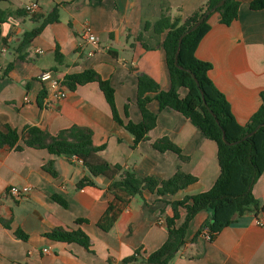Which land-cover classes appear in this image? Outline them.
<instances>
[{"label": "crops", "instance_id": "1", "mask_svg": "<svg viewBox=\"0 0 264 264\" xmlns=\"http://www.w3.org/2000/svg\"><path fill=\"white\" fill-rule=\"evenodd\" d=\"M204 1H0L4 13L0 23V130L9 126L21 135L27 125H35L55 135L72 125L83 126L92 131L95 145H104L98 156L110 163L158 179L171 177L177 169L196 177L174 195L161 197L144 191L132 197L114 224L103 230L97 222L113 198L107 189V177L92 176V183L78 186L89 172L69 156H53L44 148L23 146L16 150L2 145L0 264H124L123 259L136 249L147 254L166 240L164 217L172 214L167 202L211 187L220 171L217 145L182 113L170 107L158 109L153 99L148 108L157 113L156 124L147 139L134 145L132 134L114 121L97 82L67 88L64 98L51 95L55 83L66 74L93 69L114 87L116 108L123 122L140 121L136 105L138 75L150 76L163 90L170 86L160 45L166 31L158 35L151 26L145 29L144 24L155 22L164 10L171 18L184 19ZM238 1L237 18L228 25L220 21L218 12L209 13V29L200 39L195 56L211 64L209 78L225 95L236 121L245 124L262 103L264 8L251 9L250 0ZM32 2H37L38 8L28 13L24 7ZM54 7L58 19L46 24L26 47L25 59H18L16 46L22 34ZM89 33L97 38L95 44L88 40ZM10 63L11 69L4 74ZM45 70L52 72L51 78L41 81L39 76ZM43 88L46 97L39 106L37 96ZM179 91L181 96L186 92L184 88ZM25 95L29 101H24ZM163 137L181 150L184 159L153 146ZM17 144L23 145V140L20 138ZM50 160V170L43 169ZM22 185L31 188L26 195L14 197L8 192L11 186ZM252 194L259 209L236 216L210 239L198 231L211 219V211H198L172 264H264V226L255 221L264 210V171L254 182ZM53 196L60 197L65 205ZM185 215L186 210L181 208L177 223ZM55 228L81 229L89 237V247L51 238L47 233ZM16 230L26 237L16 236Z\"/></svg>", "mask_w": 264, "mask_h": 264}, {"label": "trees", "instance_id": "2", "mask_svg": "<svg viewBox=\"0 0 264 264\" xmlns=\"http://www.w3.org/2000/svg\"><path fill=\"white\" fill-rule=\"evenodd\" d=\"M219 1L205 0L184 19L180 16L171 18L166 13L167 10H164L155 22L144 24L145 29L151 26L153 32L158 35L166 31L160 45L164 50L170 86L167 90H163L150 76L144 73L138 75L136 105L140 111V121L123 122L116 108L114 87L110 80L102 78L95 70L86 69L78 73L66 74L62 80V83L70 90L75 89L78 85L97 82L111 109L114 121L124 126L132 134L134 145L147 139L148 132L156 124L157 113L148 108V104L153 99L158 102V109L170 107L189 118L204 136L215 141L217 145L220 171L211 187L195 195L167 202L171 206L172 214H167L164 217V226L167 231L166 240L157 249L147 254L143 253L140 248L136 249L134 253L123 259L124 264H172L174 257L185 242L190 220L202 209L211 211V219L198 233L204 228L216 233L231 224L236 216L242 215L246 211L259 209V204L252 194V186L264 171V90L260 92L262 103L248 122L238 123L225 95L215 87L208 76L211 64L195 56V49L200 39L209 29L208 18L212 12L195 29L183 36L177 53V65L174 62L179 36L191 28L207 10L216 6ZM249 6L251 9H263L264 0H250ZM238 7V0H225L213 12H218L220 21L228 25L237 18ZM56 19H58L56 7L47 15L36 18L39 23L25 31L16 46L18 59H25L26 47L46 24ZM3 20L4 13L0 9V23ZM145 47L147 46L145 45ZM59 56L60 54L56 50V60L59 59ZM11 67L12 63L8 64L4 74ZM180 88L186 90L183 96L180 94ZM46 92V89L43 88L37 96L39 106L42 105ZM125 112L127 113V106ZM259 124L263 125L247 136ZM222 132L226 141L238 142L228 145L222 139ZM245 136L247 137L244 138ZM20 138L23 140V145L17 144ZM2 145L14 147L16 150L23 149V146L44 148L53 156L76 155L89 172V176L82 178L78 182V186L92 183V176L104 175L107 177L110 180L107 189L113 198L97 222V225L103 230H108L114 224L132 197L141 195L144 191L161 197L174 195L196 181L195 176L180 169H177L169 178L158 179L152 175L141 176L132 169L124 168L117 163H110L98 156V152L104 148V145H95L92 141V131L78 125L59 130L55 135L35 125H27L19 135L15 129L7 126L5 131L0 130V146ZM153 146L160 151L171 150L184 159L181 150L166 137L154 141ZM50 166L51 160L43 166V169L50 170ZM52 198L65 205L60 197L53 196ZM181 208L186 210V215L181 223H177ZM78 221H82V219H78ZM15 234L18 237H26L20 230H16ZM47 235L53 239L76 242L86 248L89 247V237L81 229L68 231L55 228Z\"/></svg>", "mask_w": 264, "mask_h": 264}, {"label": "built area", "instance_id": "3", "mask_svg": "<svg viewBox=\"0 0 264 264\" xmlns=\"http://www.w3.org/2000/svg\"><path fill=\"white\" fill-rule=\"evenodd\" d=\"M38 8V4L37 2H32L30 4H27L25 5L24 9L28 12V13H34L36 11V9ZM88 40L91 42V43H96L97 41V38L89 33L88 36H87ZM51 74L52 72L50 70H45L43 72H41L39 78L41 81H45V80H48L51 78ZM67 94V87L66 85H64L62 83V80L59 81V82H56L55 83V86L51 92V95L52 97H56V98H64ZM24 101H29V98L27 95L24 96ZM70 159L73 161V162H76V163H79V164H82V160L80 158H78L76 155H72L70 156ZM30 186L28 185H22V186H11L9 189H8V192L14 196V197H21L23 195H26L29 191H30ZM255 221L257 224L259 225H263L264 226V210L263 212L255 218ZM204 236L207 238V239H210L211 236H212V232H210L207 228H204L202 230ZM44 251H46V249H44Z\"/></svg>", "mask_w": 264, "mask_h": 264}, {"label": "water", "instance_id": "4", "mask_svg": "<svg viewBox=\"0 0 264 264\" xmlns=\"http://www.w3.org/2000/svg\"><path fill=\"white\" fill-rule=\"evenodd\" d=\"M224 1H225V0H220V1L216 4V6H214V7L211 8L210 10H207V11H206V12H205V13L199 18V20H197V22H196L191 28H189L188 30H186L185 32H183V33L179 36V38H178V46H177V50H176L175 58H174L175 65H177V53H178V50H179V48H180V43H181V40H182L183 36H184L185 34L189 33L190 31H192L193 29H195V28H196V27H197V26L203 21V19H204V18H205L210 12L214 11L216 7L222 5ZM192 77H193V79L196 81V78H195V76H194L193 74H192ZM196 83H197V81H196ZM197 84H198V83H197ZM201 96L203 97V93H202V92H201ZM209 111H210L211 114H213L211 110H209ZM216 122L218 123V120H216ZM261 125H263V124H259V125L253 130V131H251L250 133H248L247 136L251 135V134H252L256 129H258ZM247 136H245L244 138H246ZM244 138H243V139H244ZM222 139H223L228 145H232V144H235V143L238 142V141H234V142L226 141L223 132H222Z\"/></svg>", "mask_w": 264, "mask_h": 264}]
</instances>
